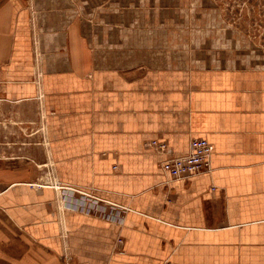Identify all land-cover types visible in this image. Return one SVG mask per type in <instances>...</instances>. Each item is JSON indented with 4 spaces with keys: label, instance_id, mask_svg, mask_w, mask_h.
Masks as SVG:
<instances>
[{
    "label": "crops",
    "instance_id": "crops-1",
    "mask_svg": "<svg viewBox=\"0 0 264 264\" xmlns=\"http://www.w3.org/2000/svg\"><path fill=\"white\" fill-rule=\"evenodd\" d=\"M202 4L0 6V111H41L47 160L0 153V264H264V55ZM194 137L207 166L170 179Z\"/></svg>",
    "mask_w": 264,
    "mask_h": 264
},
{
    "label": "rangeland",
    "instance_id": "rangeland-1",
    "mask_svg": "<svg viewBox=\"0 0 264 264\" xmlns=\"http://www.w3.org/2000/svg\"><path fill=\"white\" fill-rule=\"evenodd\" d=\"M11 0H0V6ZM202 5L215 12L218 23L222 28H227L233 32L234 54L248 52L250 55H264V0H201ZM203 7V6H202ZM238 42V43H237ZM243 42V46H240ZM0 111L1 117L5 118ZM8 127L1 126L0 135L8 134V143L0 142V153L7 148L9 154H15L18 147H21L25 155L34 157L36 163L40 164L46 160V143L44 142V128L33 119H40L41 111H32V106L26 110L25 121L17 125L16 113L9 110ZM18 136L23 143H16ZM8 144V145H7ZM34 160V159H33ZM41 169V166H40ZM47 172V167H42Z\"/></svg>",
    "mask_w": 264,
    "mask_h": 264
},
{
    "label": "built area",
    "instance_id": "built-area-1",
    "mask_svg": "<svg viewBox=\"0 0 264 264\" xmlns=\"http://www.w3.org/2000/svg\"><path fill=\"white\" fill-rule=\"evenodd\" d=\"M155 151L171 154L170 147L165 142L152 140L147 144ZM214 153V146L203 137H194L186 154L172 155L161 164L162 172L172 180L187 179L204 171L209 157Z\"/></svg>",
    "mask_w": 264,
    "mask_h": 264
}]
</instances>
